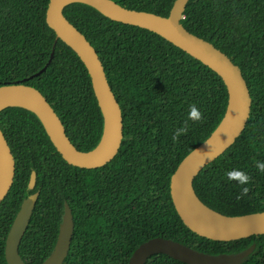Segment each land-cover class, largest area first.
Instances as JSON below:
<instances>
[{
  "label": "trees",
  "instance_id": "obj_1",
  "mask_svg": "<svg viewBox=\"0 0 264 264\" xmlns=\"http://www.w3.org/2000/svg\"><path fill=\"white\" fill-rule=\"evenodd\" d=\"M131 9L167 16L175 0H114ZM49 0H0V85L25 82L48 99L71 142L93 149L103 132V115L87 67L46 21ZM64 14L96 49L121 106L123 138L103 166L81 168L57 151L37 115L21 106L0 110V127L15 157L13 184L0 202V264L6 237L24 198L39 190L19 244L27 264L52 251L64 202L74 232L63 264H128L144 241L162 236L217 254L253 243L241 264H264V233L221 241L200 236L180 218L170 193L181 160L207 139L223 119L228 91L218 73L158 33L113 20L83 2ZM181 19L190 32L212 42L237 64L252 98L249 119L236 141L193 181L202 202L226 215L264 211V0H189ZM54 55L47 68H43ZM33 75V76H32ZM201 112L188 119L189 106ZM186 131L173 140L179 127ZM232 169L246 172L247 185L229 181ZM32 170L37 178L28 188ZM247 187V193L242 188ZM146 264H188L164 253Z\"/></svg>",
  "mask_w": 264,
  "mask_h": 264
},
{
  "label": "water",
  "instance_id": "obj_2",
  "mask_svg": "<svg viewBox=\"0 0 264 264\" xmlns=\"http://www.w3.org/2000/svg\"><path fill=\"white\" fill-rule=\"evenodd\" d=\"M76 1L93 6L113 20L158 33L220 75L228 91L225 115L211 135L191 150L178 164L171 175V198L184 224L200 236L213 240L232 241L254 234H263L264 211L241 215L222 214L202 202L194 190L193 181L203 167L226 151L245 128L250 116L252 98L240 67L212 42L190 32L182 24L181 19L189 0H175L167 16L127 8L114 0H49L46 21L54 29L56 38L69 45L84 62L103 115V132L100 141L93 149L79 150L71 142L62 120L46 96L38 88L23 81L0 85V110L12 105L33 111L42 122L57 151L71 165L96 168L105 165L117 154L123 138L121 106L109 84L96 49L64 14L65 5ZM53 55L54 48L48 63L34 75L47 68ZM10 99L22 103H8ZM103 140L102 147L95 151ZM14 177L15 157L0 127V202L9 192ZM36 178V171L32 170L28 181L29 189L34 188ZM38 196L39 190L24 198L14 217L5 242V257L8 264H27L19 253V244ZM196 201L222 219H214L202 213L197 208ZM73 232L72 209L65 201L55 245L51 253L38 264H63ZM254 248L255 243L238 252L212 254L171 238L155 236L142 242L134 250L128 264H146L147 259L156 253L167 254L188 264H241Z\"/></svg>",
  "mask_w": 264,
  "mask_h": 264
},
{
  "label": "clouds",
  "instance_id": "obj_3",
  "mask_svg": "<svg viewBox=\"0 0 264 264\" xmlns=\"http://www.w3.org/2000/svg\"><path fill=\"white\" fill-rule=\"evenodd\" d=\"M187 116L189 120H193V121H198L202 118V114L200 110L195 105L189 106V111ZM185 131L186 128L183 126L177 128L173 134V140H175ZM256 168L258 172H264V162L257 161ZM225 175L227 180L236 181L237 185H247L250 180L249 175L246 172L239 169H232L230 171H227ZM247 191H248L247 187L242 188L243 193H247Z\"/></svg>",
  "mask_w": 264,
  "mask_h": 264
},
{
  "label": "bare ground",
  "instance_id": "obj_4",
  "mask_svg": "<svg viewBox=\"0 0 264 264\" xmlns=\"http://www.w3.org/2000/svg\"><path fill=\"white\" fill-rule=\"evenodd\" d=\"M8 103H22V102L19 101V100H16V99H10V100H8ZM103 143H104V140L101 142V144L98 146V148L95 151L99 150L102 147ZM195 204H196L197 208L202 213H204L205 215H207V216H209L211 218H214V219H222L221 216H219L218 214L214 213L213 211H210V210L206 209L204 206H202L197 201L195 202Z\"/></svg>",
  "mask_w": 264,
  "mask_h": 264
}]
</instances>
